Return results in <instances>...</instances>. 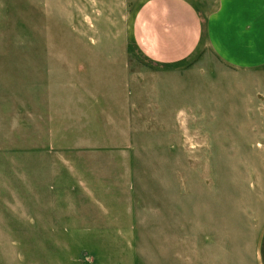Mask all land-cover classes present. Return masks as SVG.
I'll use <instances>...</instances> for the list:
<instances>
[{
	"label": "rangeland",
	"instance_id": "obj_1",
	"mask_svg": "<svg viewBox=\"0 0 264 264\" xmlns=\"http://www.w3.org/2000/svg\"><path fill=\"white\" fill-rule=\"evenodd\" d=\"M146 1L0 0V46H63L66 71L81 76H92V57L98 56L92 49L128 47L130 77L144 78L152 88L141 98L151 107L135 118L128 147L94 154L122 159L118 171L129 174L127 187H108L125 193L96 199L121 207L136 221L134 229L124 230L133 231V243L125 236L93 242L100 239L92 237L84 212L92 208V178L66 150L75 166L66 165L60 197L50 203L78 205L79 217L63 229L41 230L0 213V264H258L264 229V66L233 67L205 40L177 64L154 63L133 37L136 13ZM191 1L203 17L219 2ZM102 64L95 66L111 68ZM159 78L165 82L154 84ZM9 185L0 180V210L14 204ZM44 238H58L59 244L42 243Z\"/></svg>",
	"mask_w": 264,
	"mask_h": 264
},
{
	"label": "crops",
	"instance_id": "obj_2",
	"mask_svg": "<svg viewBox=\"0 0 264 264\" xmlns=\"http://www.w3.org/2000/svg\"><path fill=\"white\" fill-rule=\"evenodd\" d=\"M133 37L141 53L162 66L189 58L205 40L233 67H262L264 0H219L206 17L191 0H147L136 13ZM64 52L63 46L49 44L0 46V180L10 181V196L15 198L0 213L25 223V228L41 230L63 229L65 222L79 217L78 205L50 203L51 197H60L66 165L75 166V159L70 164L65 158V151L71 150L92 178V208L84 212L92 221V237L100 239L93 242L125 236L132 244L133 231L124 230L134 229L136 221L121 207L96 199L125 193L108 187H127L129 174L118 171L122 159L94 154L97 149L128 147L135 118L151 107L141 98L152 88L144 78L130 77L128 47L92 49L98 55L92 57V76L66 71ZM41 242L59 244L58 238ZM256 256L258 264H264V229Z\"/></svg>",
	"mask_w": 264,
	"mask_h": 264
}]
</instances>
